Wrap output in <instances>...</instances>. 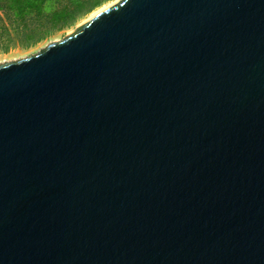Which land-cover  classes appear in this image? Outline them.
Listing matches in <instances>:
<instances>
[{
    "label": "water",
    "instance_id": "water-1",
    "mask_svg": "<svg viewBox=\"0 0 264 264\" xmlns=\"http://www.w3.org/2000/svg\"><path fill=\"white\" fill-rule=\"evenodd\" d=\"M0 264H264V0H120L0 65Z\"/></svg>",
    "mask_w": 264,
    "mask_h": 264
},
{
    "label": "trees",
    "instance_id": "trees-1",
    "mask_svg": "<svg viewBox=\"0 0 264 264\" xmlns=\"http://www.w3.org/2000/svg\"><path fill=\"white\" fill-rule=\"evenodd\" d=\"M109 0H0V38L14 37L31 46L79 19Z\"/></svg>",
    "mask_w": 264,
    "mask_h": 264
},
{
    "label": "rangeland",
    "instance_id": "rangeland-1",
    "mask_svg": "<svg viewBox=\"0 0 264 264\" xmlns=\"http://www.w3.org/2000/svg\"><path fill=\"white\" fill-rule=\"evenodd\" d=\"M119 1L120 0H109L103 3L101 6H99L98 8L94 9L92 12L87 14L86 16L79 19L71 27L56 32L53 35L44 39L43 41H40L31 46H27V47L22 46L20 42H18L14 37H12L10 40H8L7 38H3V39L0 38V65L15 62L37 54L39 51L47 47L49 44L59 42L60 40H62L63 38L74 32L75 30H77L79 27L83 26L85 23L90 21L93 17H95V15L92 17V15L94 14V12L97 11V9L107 4H111L113 6Z\"/></svg>",
    "mask_w": 264,
    "mask_h": 264
},
{
    "label": "bare ground",
    "instance_id": "bare-ground-1",
    "mask_svg": "<svg viewBox=\"0 0 264 264\" xmlns=\"http://www.w3.org/2000/svg\"><path fill=\"white\" fill-rule=\"evenodd\" d=\"M111 6H112L111 4H107V5H104L103 7L99 8V9H97V11L94 12V14L92 15V17L94 15L96 16L97 14L104 12L105 10H107L108 8H110Z\"/></svg>",
    "mask_w": 264,
    "mask_h": 264
}]
</instances>
